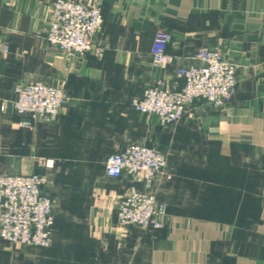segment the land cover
<instances>
[{
    "label": "crops",
    "instance_id": "obj_1",
    "mask_svg": "<svg viewBox=\"0 0 264 264\" xmlns=\"http://www.w3.org/2000/svg\"><path fill=\"white\" fill-rule=\"evenodd\" d=\"M81 1L100 8L101 58L46 41L53 0H0V175H45L54 214L48 247L0 237V264H264V0ZM158 29L172 33L165 68L150 54ZM200 48L238 64L228 104L196 101L169 129L131 106L157 79L181 88L177 69L200 65ZM31 81L62 88L66 101L55 121L26 128L12 101ZM130 143L167 152L160 229L117 224L133 182L107 176L104 161Z\"/></svg>",
    "mask_w": 264,
    "mask_h": 264
},
{
    "label": "built area",
    "instance_id": "obj_2",
    "mask_svg": "<svg viewBox=\"0 0 264 264\" xmlns=\"http://www.w3.org/2000/svg\"><path fill=\"white\" fill-rule=\"evenodd\" d=\"M103 23L96 2L53 0L44 29L46 41L55 49L84 55L94 51L98 58L104 48L96 43ZM172 33L158 29L153 37L150 54L155 66L165 68L175 57L166 49ZM195 58L200 65L180 66L177 75L183 80L181 88L165 86L157 79L146 87L131 106L144 114L155 115L160 126L178 123L196 101L212 108H222L232 99L237 86L238 64L216 49L200 48ZM66 101L60 87L31 81L14 87L13 110L21 117V127L32 128L35 121L53 122ZM107 176H128L129 186L116 207L119 226L160 229L166 209L156 199V183L170 180L172 171L167 156L156 147L130 143L119 153L107 155L104 161ZM48 180L43 174L0 175V237L9 243L48 247L54 225L53 202L44 191ZM135 184H141L138 188ZM116 264V263H113Z\"/></svg>",
    "mask_w": 264,
    "mask_h": 264
},
{
    "label": "rangeland",
    "instance_id": "obj_3",
    "mask_svg": "<svg viewBox=\"0 0 264 264\" xmlns=\"http://www.w3.org/2000/svg\"><path fill=\"white\" fill-rule=\"evenodd\" d=\"M180 122V121H179ZM177 124V123H176ZM176 124H173V125H171V126H169V127H167L168 129L169 128H171V127H173L174 125H176ZM156 147V146H155ZM156 148H158L159 150H161L162 152H164L165 153V155L167 156V152L164 150V149H162L161 147H156Z\"/></svg>",
    "mask_w": 264,
    "mask_h": 264
}]
</instances>
